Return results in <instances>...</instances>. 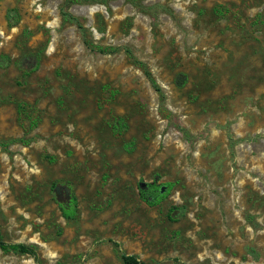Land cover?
Wrapping results in <instances>:
<instances>
[{"label":"rangeland","instance_id":"obj_1","mask_svg":"<svg viewBox=\"0 0 264 264\" xmlns=\"http://www.w3.org/2000/svg\"><path fill=\"white\" fill-rule=\"evenodd\" d=\"M0 237L35 252L0 264H264V0H0Z\"/></svg>","mask_w":264,"mask_h":264},{"label":"trees","instance_id":"obj_2","mask_svg":"<svg viewBox=\"0 0 264 264\" xmlns=\"http://www.w3.org/2000/svg\"><path fill=\"white\" fill-rule=\"evenodd\" d=\"M69 1H76V0H69ZM65 19H72V16L68 13H64L63 16ZM100 49V48H99ZM117 48H105L102 51H115ZM128 56L133 59L134 63H137L143 69L144 74L146 75L147 79L151 83L152 87L161 93V89L159 85L156 83L155 79L151 75V72L147 68L144 62L140 60H136L132 53L126 49L125 50ZM174 181H160L152 180L148 182H144L141 186L138 187L139 197L149 206H156L159 205L171 192L172 188L174 187ZM52 191L53 197L57 202L62 215L66 219H73L76 216V197L71 192L69 186L65 184H60L58 182L52 183ZM174 209V207H172ZM172 213V211L170 210ZM171 217V216H170ZM0 248L2 250H14L20 253H29L31 255H35L34 249L26 244L23 243H15V244H7L5 243L0 237ZM121 260L123 264H143L138 258L131 254H122Z\"/></svg>","mask_w":264,"mask_h":264}]
</instances>
